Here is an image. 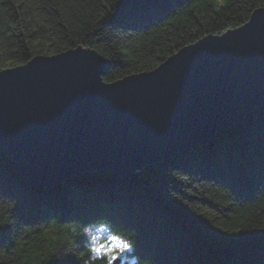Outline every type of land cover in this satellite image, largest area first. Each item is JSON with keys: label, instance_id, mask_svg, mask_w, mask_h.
<instances>
[{"label": "trees", "instance_id": "1", "mask_svg": "<svg viewBox=\"0 0 264 264\" xmlns=\"http://www.w3.org/2000/svg\"><path fill=\"white\" fill-rule=\"evenodd\" d=\"M263 7L264 0H0V72L83 48L104 58L102 81L113 83L244 25ZM98 224L131 239L125 256L141 264H264V106L121 178L86 172L40 189L0 147V264H83L80 230Z\"/></svg>", "mask_w": 264, "mask_h": 264}, {"label": "water", "instance_id": "2", "mask_svg": "<svg viewBox=\"0 0 264 264\" xmlns=\"http://www.w3.org/2000/svg\"><path fill=\"white\" fill-rule=\"evenodd\" d=\"M105 66L76 48L0 72V147L33 186L121 178L246 122L264 106V7L149 72L107 84Z\"/></svg>", "mask_w": 264, "mask_h": 264}, {"label": "clouds", "instance_id": "3", "mask_svg": "<svg viewBox=\"0 0 264 264\" xmlns=\"http://www.w3.org/2000/svg\"><path fill=\"white\" fill-rule=\"evenodd\" d=\"M80 234L85 238L86 257L83 264H96L99 260H104V264H114L118 258L121 264H141L140 258L135 255L122 256L131 253L134 243L131 239L114 233L107 224L95 226H85L80 230ZM68 254L66 250L65 255ZM77 259H81V253H74Z\"/></svg>", "mask_w": 264, "mask_h": 264}, {"label": "rangeland", "instance_id": "4", "mask_svg": "<svg viewBox=\"0 0 264 264\" xmlns=\"http://www.w3.org/2000/svg\"><path fill=\"white\" fill-rule=\"evenodd\" d=\"M126 255V253L125 254H122V256H125Z\"/></svg>", "mask_w": 264, "mask_h": 264}]
</instances>
